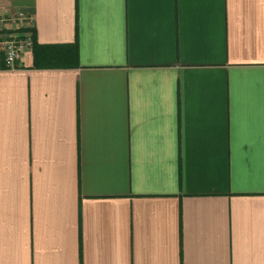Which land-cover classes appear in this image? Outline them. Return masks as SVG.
Masks as SVG:
<instances>
[{"label": "crops", "instance_id": "0c3cea01", "mask_svg": "<svg viewBox=\"0 0 264 264\" xmlns=\"http://www.w3.org/2000/svg\"><path fill=\"white\" fill-rule=\"evenodd\" d=\"M18 10L0 264H264V0H0Z\"/></svg>", "mask_w": 264, "mask_h": 264}, {"label": "built area", "instance_id": "2783aa9c", "mask_svg": "<svg viewBox=\"0 0 264 264\" xmlns=\"http://www.w3.org/2000/svg\"><path fill=\"white\" fill-rule=\"evenodd\" d=\"M33 23V16L25 10L0 16V32L11 31L7 35L0 34V55L6 68H19L24 52L34 47Z\"/></svg>", "mask_w": 264, "mask_h": 264}]
</instances>
